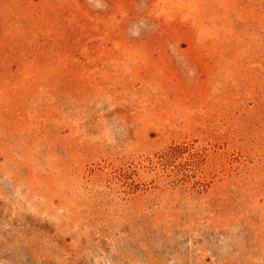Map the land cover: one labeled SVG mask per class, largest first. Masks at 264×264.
Returning a JSON list of instances; mask_svg holds the SVG:
<instances>
[{"label": "rangeland", "instance_id": "374dc122", "mask_svg": "<svg viewBox=\"0 0 264 264\" xmlns=\"http://www.w3.org/2000/svg\"><path fill=\"white\" fill-rule=\"evenodd\" d=\"M0 264H264V0H0Z\"/></svg>", "mask_w": 264, "mask_h": 264}]
</instances>
